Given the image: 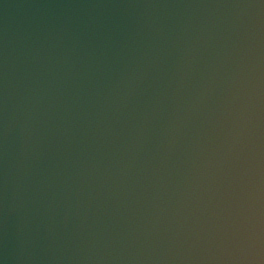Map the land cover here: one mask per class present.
I'll list each match as a JSON object with an SVG mask.
<instances>
[{"label": "water", "instance_id": "95a60500", "mask_svg": "<svg viewBox=\"0 0 264 264\" xmlns=\"http://www.w3.org/2000/svg\"><path fill=\"white\" fill-rule=\"evenodd\" d=\"M0 264H264V0H0Z\"/></svg>", "mask_w": 264, "mask_h": 264}]
</instances>
